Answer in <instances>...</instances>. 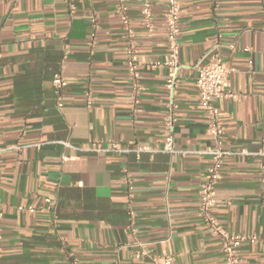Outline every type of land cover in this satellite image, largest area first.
I'll return each mask as SVG.
<instances>
[{
  "label": "crops",
  "instance_id": "crops-1",
  "mask_svg": "<svg viewBox=\"0 0 264 264\" xmlns=\"http://www.w3.org/2000/svg\"><path fill=\"white\" fill-rule=\"evenodd\" d=\"M76 5L71 14L68 0H0V264H153L157 254H173L175 264H221L220 239L199 217L210 164L199 151L214 141L193 68L213 60L217 39L228 89L239 97L215 100L232 152L215 213L228 231L257 237L240 245L243 264H264V0H182L174 154L164 151L166 71L149 64L167 51L166 0H154L152 35L130 0L145 66L139 103L115 1ZM92 14L100 24L93 44ZM59 71L69 80L63 107L52 84ZM95 141L131 150H88ZM127 176L135 186L133 225Z\"/></svg>",
  "mask_w": 264,
  "mask_h": 264
},
{
  "label": "built area",
  "instance_id": "built-area-1",
  "mask_svg": "<svg viewBox=\"0 0 264 264\" xmlns=\"http://www.w3.org/2000/svg\"><path fill=\"white\" fill-rule=\"evenodd\" d=\"M116 13L123 23L125 37L128 39L126 45V66L131 77L132 93L135 103L140 102V94L143 86L141 77L145 66L139 61L136 53L135 30L131 24V16L129 15L130 0H114ZM139 3L140 13L144 21L145 29L149 35L155 30L153 6L154 0H136ZM71 14L77 10L76 0H68ZM166 27V46L167 51L164 57L153 59L150 61L151 68H163L166 71L165 88L168 95L167 109L163 119V132L165 136L164 151L171 154L179 152L175 138V127L177 123L176 110L178 107L177 93L180 86V71L183 67L180 60L182 34V0H166V11L164 13ZM90 41L94 43L100 24L96 14L90 16ZM221 42L217 39L212 51L213 60L209 63L198 62L193 65L196 69V88L199 95V103L205 110V118L207 121V132L213 138V145L205 150L199 151L209 156L210 164L204 174V179L199 193V217L202 220L205 231L211 235H215L220 239V250L222 253L221 264H243L240 256L239 247L245 240L255 241L256 236L249 237L241 233H233L223 227L219 218L215 213L218 206L216 194L217 186L222 178V168L225 158L232 152L224 146L223 135L225 133L224 121L221 116L219 107L215 100L221 97L237 98L239 95L228 89V68L220 52ZM249 50V48H244ZM52 84L56 93L57 103L59 107L64 106L65 91L69 85V80L63 71L55 73ZM89 103H91L89 101ZM264 142V139H263ZM88 150L102 151L108 150L112 153H125L131 149L127 146L112 142L108 149H104L98 141L93 142ZM142 148L135 151L141 152ZM258 154L262 157V167L264 168V148ZM128 175V169H123ZM126 190L129 197L127 212L133 225L135 223V210L132 206L134 199L135 186L133 181L126 177ZM45 201L51 206L55 201L46 197ZM20 210L35 212L33 205L19 206ZM1 239V235H0ZM143 252V251H142ZM175 256L173 254H157L153 255V264H175Z\"/></svg>",
  "mask_w": 264,
  "mask_h": 264
}]
</instances>
